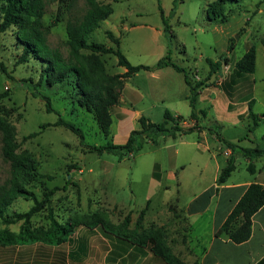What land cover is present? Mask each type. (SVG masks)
<instances>
[{"label": "rangeland", "instance_id": "obj_1", "mask_svg": "<svg viewBox=\"0 0 264 264\" xmlns=\"http://www.w3.org/2000/svg\"><path fill=\"white\" fill-rule=\"evenodd\" d=\"M110 4L114 12L103 20L101 26L92 32L89 41H97L107 46H114L106 34L112 30L120 40V49L128 60L137 64H155L157 55L163 45L172 58L185 67L191 76L193 85L210 89L211 97L225 88L224 82L234 64L224 61L228 50L232 51V63L241 58L251 45H255L258 59L256 70L249 75L253 82V97L258 99L257 111L264 108V0H240L229 3L226 13L228 20L222 22L212 12L208 13V5L215 0H100ZM58 1L47 0L45 20L51 24L48 34L49 44L59 47L65 55L69 51L66 46V20L80 18L86 9L85 0H77L72 11L64 21L55 23ZM169 23L168 35H158L156 30L164 28L165 23L161 15ZM173 33V35H172ZM232 45L233 48L229 49ZM22 52L17 42L14 28L3 34L0 45V61L6 66V71L0 67V93L7 95L0 99V115L7 114L17 127V138L20 149L29 150L39 163V170L46 176L39 181L29 184L36 195L41 199L44 191L55 188L51 197L50 207L61 222L70 217H80L83 214L94 212L106 213L113 222L119 223L129 215L131 229H136L140 212L146 206L141 226L137 231L163 230L173 250L177 251L180 242L189 239L190 223L182 209L188 204L191 197L189 188L186 192L178 193L176 178L166 165L167 150H162L163 176L161 184L153 188L151 179L152 164L156 158L157 148L160 145L146 143L143 148L132 153H125L122 158L108 152L99 153L93 146H99L107 141L113 143L111 137L107 140L100 130V126L92 112L81 107L78 103L77 91L72 81L49 85L43 82L37 85L38 91L50 97L53 111H47L46 100L34 96L32 86L25 79L32 78L39 83L43 69L39 60L31 59L26 63H19L18 57ZM89 52V51H88ZM109 73L118 70L117 57L114 54H102ZM209 59L222 63V72L213 83L207 85L206 80L194 75L204 76L210 68ZM184 60V61H183ZM133 63V64H134ZM178 75V72H172ZM146 75V76H145ZM141 74L132 84L139 86H154L156 80L147 74ZM180 75V74H179ZM206 84L207 86H205ZM210 87V88H209ZM168 94L175 96L179 90L171 86ZM238 97L246 92L236 93ZM154 98V97H153ZM153 98L145 97L143 105L147 107ZM153 114V121L160 122L164 113ZM73 123L84 135L83 141L71 129L64 125L54 124L58 119ZM114 122L117 119L114 117ZM252 122V121H251ZM41 124H48L41 128ZM228 128V125H226ZM39 131L36 136L24 139L32 132ZM225 134H229L225 132ZM255 133V135H253ZM233 134L242 135L240 147L251 146L248 141L255 136L264 134V122L254 132H249L248 125L239 126ZM193 135V134H192ZM188 136V135H187ZM186 136V137H187ZM232 137V136H231ZM234 138V137H232ZM169 141L173 139L169 137ZM179 140V139H178ZM177 140V141H178ZM214 145L213 139L210 140ZM160 149H163L160 148ZM224 158V156L222 157ZM237 175L248 173L247 157L237 150L235 156ZM259 165L260 162L258 161ZM195 166H189L185 176L196 173ZM10 164L1 153L0 140V185L9 177ZM207 182L213 178L212 170L205 175ZM172 180V181H171ZM188 185V181L186 182ZM165 185H170L165 188ZM151 197L150 201L147 200ZM179 197V198H178ZM34 204L33 199L19 197L6 211L7 217L17 212L27 211ZM47 208L32 217L33 226H48L50 223ZM211 216L208 213L199 216L192 229V236L207 238L210 232ZM1 221V219H0ZM22 221L9 224L11 229L19 230ZM98 241L99 235L95 234Z\"/></svg>", "mask_w": 264, "mask_h": 264}, {"label": "trees", "instance_id": "obj_2", "mask_svg": "<svg viewBox=\"0 0 264 264\" xmlns=\"http://www.w3.org/2000/svg\"><path fill=\"white\" fill-rule=\"evenodd\" d=\"M58 1L57 16L55 23L64 21L76 4L77 0H56ZM183 2L184 0H177ZM240 0H215L208 5V13L212 12L220 17L222 22L228 20L226 9L229 3ZM47 0H0V45L3 34L14 28L17 42L21 45L22 52L18 57L19 63L29 62L31 59L39 60L43 69L39 83H34L32 78L25 79L28 85L32 86L34 96L46 100L47 111H53L50 97L44 95L37 89V85L46 82L49 85L61 84L72 81L77 91L78 103L81 107L92 112L97 120L102 134L107 140L111 136L113 123L112 109L118 104L121 92L127 78L141 70H154L165 66H172L183 72L187 83L190 85V103L192 106L191 118L197 119L196 97L198 88L189 80L184 67L176 63L170 55V51L161 57L155 64H132L120 49V40L112 30H106V34L114 43V46H107L97 41H89L92 32L101 26L103 20L113 14L114 9L110 4L100 0H85L86 9L80 18H69L66 20L68 55L59 47L49 44L48 34L52 25L45 20ZM164 29L170 31V25L161 10ZM173 35V33H172ZM264 44V39H263ZM233 46L230 45L229 49ZM89 51V52H88ZM102 54H114L117 57V64L125 66L124 73H109L107 71ZM257 50L251 45L247 52L236 62L235 70L239 73H254L256 70ZM227 62L228 60L225 59ZM210 75L214 74L220 67V61L209 59ZM0 67L7 70L5 64L0 61ZM7 92L0 93V99L5 97ZM249 116L253 124L249 126V132H253L261 120L254 110V101H249ZM185 118L175 115L171 110L166 109L164 118L160 122L152 121L143 115L139 119V129L131 131L126 143L115 144L107 141L93 148L99 153L108 152L122 158L125 153H132L144 147L146 143L159 145L162 137L177 138L180 134L190 133L195 127L183 126ZM54 124L64 125L75 132L83 141L84 135L73 123L62 118ZM48 124H41L44 128ZM39 131L32 132L24 137L28 139L36 136ZM233 151L239 146L226 141L219 136ZM0 140L3 159L10 164L9 177L0 185V243L4 245L40 241L50 244H61L66 242L75 228L86 226L89 228L101 227L105 232L113 234L118 238L127 240L141 247H149L153 255L160 262L154 264H202L200 260L187 263L173 250L163 230L137 231L141 226L146 207L139 215L136 229H131L130 216L127 215L122 222L115 223L106 213L94 212L83 214L80 217H70L61 222L55 216L51 205V197L55 188L44 191L43 197L39 199L35 191L29 188V184L39 181L46 175L40 172L39 163L35 156L27 149L21 150V144L17 138V127L7 114L0 115ZM243 153L250 159L248 170L256 171L255 159L264 155V146L254 148H242ZM237 164L235 156H231L227 165L222 168L218 177V184L228 180ZM19 197L33 199L34 204L23 212H17L12 217L6 216V211ZM264 205V185L251 183L239 201L228 214L222 226L217 230V235L225 234L233 242L242 243L252 235V217ZM47 208L50 223L48 226H33L32 217ZM22 221L18 232L12 231L8 225ZM264 263V262H263ZM262 263V264H263Z\"/></svg>", "mask_w": 264, "mask_h": 264}, {"label": "crops", "instance_id": "obj_3", "mask_svg": "<svg viewBox=\"0 0 264 264\" xmlns=\"http://www.w3.org/2000/svg\"><path fill=\"white\" fill-rule=\"evenodd\" d=\"M156 32L158 35L166 36L164 28L158 29ZM166 53L167 48L163 45L157 55V61ZM231 55L232 51L228 50L227 56L223 59L224 61L227 59V63L230 65H236L240 58L232 63ZM257 59L258 54L256 63ZM117 66L116 73L127 71L125 66ZM174 71L178 72V75L172 73ZM221 72L222 63L214 74L210 75L209 68L204 76H199L196 73L194 80L205 79L206 84L209 85ZM141 74H147L150 78H154L156 84L151 87L132 84ZM187 75L190 80L191 76L188 73ZM248 76L237 72L233 67L229 75L226 76L225 88L216 92L214 97L208 94L210 89L199 87L196 97L198 115L195 119L190 117L192 113L190 85L183 72L172 66L141 70L126 79L119 102L112 109L113 123L110 137L115 144L127 142L131 131L139 129L141 116L145 115L153 121L155 109L158 110V113L159 111L164 113L166 109H169L175 115L185 118L182 121L183 126L195 127L192 132L180 134L177 138L162 137L163 144L161 142L157 148L151 172V181L155 188L156 185L161 184L164 171L161 152L167 150L166 165L170 169L169 171L174 174L172 178H176L177 192H186L188 188L190 190L191 199L182 208L190 223L189 239L187 242L181 241L180 247L177 251L175 250V253L187 263L195 260H200L202 264H262L264 262V205L252 217V235L248 240L235 243L225 234H216L249 185L254 182L264 185V155L255 159V172H251L247 168L248 173L237 175L236 167L226 182L218 184L222 168L227 165L231 156H236L237 150H241L243 153L242 148L264 146V134L260 136V140L259 136L250 138L248 141L251 146L242 148L240 143L245 138L242 135L233 134L239 126L247 124L249 128L253 124L248 110L251 100L254 101V110L261 119L259 125L264 122V108H260L263 109L262 111H257L258 99L252 95L254 81H249ZM175 82L179 92L175 96H171L167 90L174 86ZM206 84L204 85L207 86ZM240 91L246 92L241 98L236 94ZM145 97H154L152 104L147 107L143 105ZM114 117L117 119V123L114 122ZM259 125L254 131L259 128ZM224 131L234 138L225 134ZM219 136L239 146L233 151ZM169 137L173 140L169 141ZM211 139H213L214 145L211 144ZM150 144L153 143L150 142ZM162 147L163 149H160ZM223 156L226 159L223 160ZM247 162H250L248 157ZM189 166H195L197 170L193 176L188 178L185 176V172ZM210 170L213 172V178L207 182L204 175ZM164 187L169 188L170 185ZM150 199L151 197L147 202ZM208 212L211 216L209 236L207 238L194 237L196 242H193V226L199 216ZM0 226L5 227V225ZM129 227L133 228L132 222ZM95 234L100 237L98 241L94 237ZM156 262H160V260L153 255L149 247H141L118 238L105 232L101 227L78 226L68 240L61 244L40 241L8 245L0 243V264H154Z\"/></svg>", "mask_w": 264, "mask_h": 264}]
</instances>
